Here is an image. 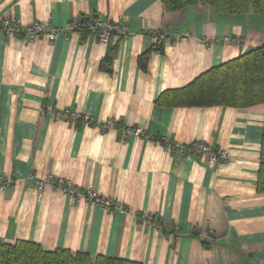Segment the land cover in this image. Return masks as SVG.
<instances>
[{
    "label": "crops",
    "instance_id": "crops-1",
    "mask_svg": "<svg viewBox=\"0 0 264 264\" xmlns=\"http://www.w3.org/2000/svg\"><path fill=\"white\" fill-rule=\"evenodd\" d=\"M92 15L118 21L127 33L106 44L63 29ZM3 18L60 30L50 41L0 29V175L12 179L0 191V242L141 264H264V192L256 187L264 106L156 101L259 46L264 15H224L201 3L168 11L160 0H0ZM158 39L163 52L140 67L138 56ZM110 47V70L101 69ZM108 119L143 134L102 129ZM197 140L225 149L229 159L209 164L170 147ZM32 174L66 178L119 206L70 201L49 184L38 194ZM144 212L158 225L140 220Z\"/></svg>",
    "mask_w": 264,
    "mask_h": 264
},
{
    "label": "trees",
    "instance_id": "trees-1",
    "mask_svg": "<svg viewBox=\"0 0 264 264\" xmlns=\"http://www.w3.org/2000/svg\"><path fill=\"white\" fill-rule=\"evenodd\" d=\"M168 11L180 10L201 3L224 15L243 14L247 11L264 15V0H160ZM100 15L80 16L81 24H88ZM86 25L74 29L82 35H91ZM158 39L154 45L138 56L140 67L145 68L150 53L163 52ZM112 48H108L101 61V69L110 70ZM156 101L165 106H264V40L242 54L209 67L184 86L164 90ZM257 190L264 192V122L260 143ZM0 264H141L116 257L91 256L64 248L46 249L28 240L14 243L0 242Z\"/></svg>",
    "mask_w": 264,
    "mask_h": 264
},
{
    "label": "built area",
    "instance_id": "built-area-1",
    "mask_svg": "<svg viewBox=\"0 0 264 264\" xmlns=\"http://www.w3.org/2000/svg\"><path fill=\"white\" fill-rule=\"evenodd\" d=\"M80 25L86 24H81L77 19H75L67 23L63 29L65 31H71L78 28ZM86 26L90 30L91 35L95 36L98 41L106 44L109 43L113 37L115 38V36L125 35L127 33V27L125 25L120 24L118 21L104 18L102 16L92 19V21ZM0 29H2L7 35L21 34L28 40H32L38 36L44 35L50 41H53L56 38V35L60 30L58 27L47 26L39 22H32L26 25L18 24L10 18H3L0 20ZM55 115L58 116L59 113L55 112ZM60 115L67 119H80L84 123L92 122L90 116L79 115L71 111H64L63 114ZM101 128L114 129L120 132L122 137H126L130 134H143V130L140 127H124L123 125H120L111 119H108L102 123ZM170 147L176 150L182 156L201 155L209 164H214L217 160L229 159V154L225 149L213 147L201 140L193 141L188 145H172V143H170ZM28 179L33 182L34 189L38 194L41 193L44 184H49L61 189L68 196L70 201H73L78 197H84L104 209H109L113 205L119 206V204H117L113 199L98 196L90 187L80 191L70 180L66 178L52 177L50 175L39 177L35 174H32L29 175ZM11 183L12 179L10 177L0 175V191L5 190ZM139 219L155 226H157L159 222L156 215H152L148 212L141 213L139 215Z\"/></svg>",
    "mask_w": 264,
    "mask_h": 264
}]
</instances>
